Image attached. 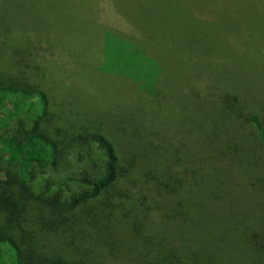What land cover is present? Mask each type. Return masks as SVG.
<instances>
[{
    "label": "trees",
    "instance_id": "16d2710c",
    "mask_svg": "<svg viewBox=\"0 0 264 264\" xmlns=\"http://www.w3.org/2000/svg\"><path fill=\"white\" fill-rule=\"evenodd\" d=\"M120 40L155 61L157 46L178 42L184 58L201 61L194 65L196 72L184 71V79L206 80L202 88L190 80L198 99L228 95L227 103H216L220 130L244 135L254 129L264 150V107L247 102L243 85L225 76L228 66L218 64L249 52L263 63L252 49L262 48L252 45L264 43V0H0V264H93L75 255L87 225L108 223L117 215L149 219L159 213L153 186L171 190L176 180L174 188L183 187L182 167L176 166L172 176L152 160V150L168 151L167 143L151 135L156 127L145 123L129 132L118 124L115 103H131L121 98L123 88L117 90L107 43ZM206 60L217 61L212 72ZM229 68L243 72L236 62ZM78 73L90 74L102 98L112 101L110 112L90 106L86 93L83 99L70 97L73 81L76 89L90 85ZM129 80L141 92V84ZM176 87L182 91L183 84ZM229 147L233 152L224 154L226 161L215 159L212 165L204 155L214 149L202 147V176L216 167L222 174L230 161L235 169L249 170L241 160L246 149L237 141ZM81 151H96L100 164L70 172ZM253 160L257 170L264 168V156L255 154ZM129 203L133 207L124 211ZM88 242L101 245L95 238ZM252 244L249 264H264L263 246L256 238Z\"/></svg>",
    "mask_w": 264,
    "mask_h": 264
},
{
    "label": "rangeland",
    "instance_id": "374dc122",
    "mask_svg": "<svg viewBox=\"0 0 264 264\" xmlns=\"http://www.w3.org/2000/svg\"><path fill=\"white\" fill-rule=\"evenodd\" d=\"M246 30L245 27L240 29L244 34ZM107 44V65L117 73V90L121 92L123 88L121 98L131 103L128 106L119 100L115 103L118 124L124 125L129 132L138 130L137 127L145 123L149 124V128L156 127L150 130L151 135L167 143L168 151L163 146L152 150L153 162L160 163V168L172 176L176 166L182 167L185 172L178 178L184 182L181 184L183 187L174 188L179 184L176 180L172 181L171 190L152 187L151 195L159 213L151 215L149 219L141 220L129 215L125 220L117 215L111 222L87 225L79 241L80 251L75 255L93 264L251 263L246 255L253 248L252 239L256 238L259 248L263 246L264 249V174L258 172H264V168L261 166L257 170L252 161L255 154L264 156V150L259 146L256 132L253 129L251 133L246 131L243 135L239 131L233 135L230 131L225 132L226 128L220 130L216 103L218 100L227 103L228 95L222 94L219 99V95L203 101L198 99L201 95L189 88L190 80H197L201 88L208 84L198 75L184 79V71L196 72L194 65H201V61L195 56L184 58L178 42H165L163 46H157L153 54L159 57L158 61L147 56L141 51L142 48L137 50L125 41ZM254 45L262 48L252 49L262 57L259 59L263 63L254 60L253 53L249 52L248 57H227L218 64L223 62L228 66L225 76L243 85L247 102L257 101L264 107V43L258 42L252 47ZM216 62L206 60L210 72ZM232 62L240 65L243 72L235 73L234 69H230ZM78 76L90 80V85L76 89L73 81L70 97L83 99L86 93L93 101L90 106L110 112L112 101L108 97L102 98L90 74L78 73ZM129 78L141 84V92ZM180 83L183 84L182 91L176 87ZM217 106H220L219 103ZM95 113L102 114L100 111ZM212 122L214 125L211 127ZM158 128L163 130L158 131ZM235 141L246 149L241 160L243 164H248L249 170L235 169L230 161L225 165L224 172L222 169V174L217 173L216 167L214 171L210 168V172L202 176L203 168L199 164L202 147L206 144L214 149L204 155V162L209 165L215 159L224 161V154L229 156L233 152L229 146L234 145ZM138 149L143 151L142 148ZM97 156L100 155L96 151L93 154L81 151V157L68 168H71L70 172L91 171L93 164L101 162ZM179 157L181 165L177 163ZM217 160L216 164L220 165ZM133 205L127 204L124 211L130 210ZM92 238L101 245L88 242ZM63 243L64 240H60V245ZM64 248L76 251L71 245H64Z\"/></svg>",
    "mask_w": 264,
    "mask_h": 264
}]
</instances>
